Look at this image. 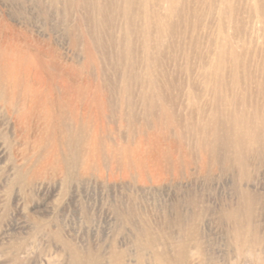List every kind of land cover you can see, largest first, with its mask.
Segmentation results:
<instances>
[{"label":"rangeland","instance_id":"1","mask_svg":"<svg viewBox=\"0 0 264 264\" xmlns=\"http://www.w3.org/2000/svg\"><path fill=\"white\" fill-rule=\"evenodd\" d=\"M11 48L55 95L81 85L104 101L99 162L78 145L63 163L58 146L28 187L13 155L25 97L0 96V264H159L165 231L171 255L186 236L185 264H264V0H0ZM140 138H159L160 179L105 155Z\"/></svg>","mask_w":264,"mask_h":264},{"label":"bare ground","instance_id":"2","mask_svg":"<svg viewBox=\"0 0 264 264\" xmlns=\"http://www.w3.org/2000/svg\"><path fill=\"white\" fill-rule=\"evenodd\" d=\"M14 52L12 51V48L10 50L7 49L4 50V52H0V96L5 99H9L13 107V100H16V98L19 97H25V105L23 107L21 115L22 122L24 123L21 125V129L25 125L26 133L19 137L18 133V135H15L18 142L13 154L14 160L16 161V171L14 179L21 180V184H23L24 186H28L33 183L34 179L41 175L44 169L52 168L53 166V168L55 169L57 166H59L58 162L56 165H54L55 156H57L59 153H57L58 146H62V150L64 151L63 163L70 164L72 162L75 153L74 151L71 152V150H73V146L78 145H82L81 150L82 148H84V153L86 156V166H91L94 162H99L98 160L100 159L99 157L101 154L99 152L100 144L98 138L100 131L99 113L101 114L102 104L104 101L101 94L97 91H93L89 87L81 85L78 86V92L75 93L71 91L68 85L61 84L60 86H58L59 94L55 95L52 92L50 85L47 83L45 75L39 69V65L35 61L29 59L25 61L24 56L21 53H17L16 50ZM6 86L9 88V90ZM55 120H58L60 128V137H58L59 141L56 142L52 137V141L50 147L48 148L46 156H44L43 159H40L38 155L39 150L37 149L40 141L39 138H41V135L45 130L46 132H49L54 127V125H57L55 123ZM50 125L52 126V128L49 130ZM72 126H74L76 130L73 129ZM19 129L20 127H15V132ZM28 130H30L32 133L34 131V134L29 136L27 134ZM11 137H13L12 134ZM158 139L140 138V140L133 147L124 148L121 151L118 149L110 150L107 147L106 149H104L106 150L105 155H107L108 157H112V165L120 167L124 172L132 171L137 173L139 179H142L145 176H148L152 179H160L164 173V170H166V166L163 162V156L159 155V152L157 153L154 150L159 147V144L156 141ZM215 143L216 142L214 141L209 144L210 150H215ZM171 148H173V146ZM59 160L61 161V159ZM154 225L162 227L159 228V231L162 232L164 230L165 226H161V224L155 223ZM155 230L158 231V229H156V226ZM157 233L158 232H156V235H158ZM164 235H167V238L165 237L166 242H160V240H158L156 243L153 242L154 245H157L158 249H160V252L158 254L157 252L159 250L155 252L157 254V262H159V264H185V247L187 248V246L190 245L185 239L186 236L182 237L183 239L178 241V246H180V248L176 250L179 251L176 252V254L171 255L168 254V250L166 251V247L172 246L170 245L172 241L170 242L169 237L174 236L171 233L169 234L167 231H165ZM191 244L194 243L192 242ZM199 247L200 245L197 243V250ZM112 251L114 252L115 249H113ZM75 252L78 253L76 250L74 251V253ZM119 258L120 256L118 257L119 261H116L117 259L115 261H112L115 264H121V258ZM77 259L81 260L80 257H77ZM82 261H84V259Z\"/></svg>","mask_w":264,"mask_h":264}]
</instances>
